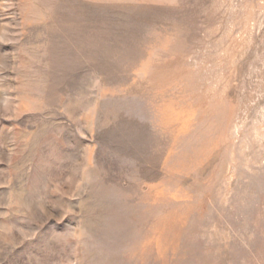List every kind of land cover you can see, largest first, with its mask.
Masks as SVG:
<instances>
[{
  "label": "rangeland",
  "instance_id": "374dc122",
  "mask_svg": "<svg viewBox=\"0 0 264 264\" xmlns=\"http://www.w3.org/2000/svg\"><path fill=\"white\" fill-rule=\"evenodd\" d=\"M0 264H264V0H0Z\"/></svg>",
  "mask_w": 264,
  "mask_h": 264
}]
</instances>
